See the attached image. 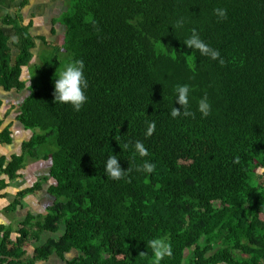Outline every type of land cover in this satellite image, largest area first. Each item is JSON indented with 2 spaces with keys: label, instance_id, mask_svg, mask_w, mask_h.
I'll return each instance as SVG.
<instances>
[{
  "label": "trees",
  "instance_id": "obj_1",
  "mask_svg": "<svg viewBox=\"0 0 264 264\" xmlns=\"http://www.w3.org/2000/svg\"><path fill=\"white\" fill-rule=\"evenodd\" d=\"M60 1L68 7L58 6L60 35L42 64L28 69L18 117L32 138L21 156L0 162L8 179L28 158L49 165L6 210L48 181L50 204L15 228L0 225V264L52 256L63 264H264V0ZM216 8L227 9V19ZM26 29L18 28L21 53L3 74L6 89L25 88L21 67L34 48ZM193 29L223 65L187 48ZM7 51L0 40V65ZM76 60L84 61L89 85L80 111L54 97L55 78ZM183 84L191 86L195 116L173 118ZM205 94L207 117L198 111ZM150 121L156 128L148 135ZM113 154L129 169L121 180L105 171ZM145 161L155 165L152 173L142 170ZM6 185L0 178V189ZM45 234L55 237L42 244ZM154 240L171 255L157 258Z\"/></svg>",
  "mask_w": 264,
  "mask_h": 264
},
{
  "label": "crops",
  "instance_id": "obj_2",
  "mask_svg": "<svg viewBox=\"0 0 264 264\" xmlns=\"http://www.w3.org/2000/svg\"><path fill=\"white\" fill-rule=\"evenodd\" d=\"M59 5L57 0H0V40H4L8 48L6 59L9 60L6 65H0V162H3L4 166H7L13 157L21 156L23 145L32 138V131L24 129L18 117L21 106L29 95L27 89L31 84L28 69L30 70L38 61L41 49L56 45L57 37L60 35L56 34L57 13L54 14L55 7L57 6L58 11ZM20 27L27 28L30 38L34 40V48L31 50L33 59L29 65L21 67L20 80L25 83V88L6 89L3 85V74L15 68L21 53L20 36L17 32ZM1 69H3L2 72ZM45 165H48V162L41 159L32 162L31 158H28L25 162L26 167L18 172L17 177L8 179L4 174L1 175L0 178L5 180L7 185L0 189V225L10 226L6 222L8 214L13 212L20 215L25 209L26 202L31 203L33 198L40 200V195L36 196L39 193L37 192L25 197L16 211L6 210L15 200L18 192L33 187L46 176ZM49 183L50 181L46 182L43 188L45 189ZM44 189L40 192L46 197ZM45 208H43V213ZM29 213L34 215L36 212L28 210L25 216Z\"/></svg>",
  "mask_w": 264,
  "mask_h": 264
},
{
  "label": "clouds",
  "instance_id": "obj_3",
  "mask_svg": "<svg viewBox=\"0 0 264 264\" xmlns=\"http://www.w3.org/2000/svg\"><path fill=\"white\" fill-rule=\"evenodd\" d=\"M214 12L220 20L227 19V9L216 8ZM183 24V19L178 20L174 26V29L182 28ZM183 43L191 50H198L202 56L209 57L212 60H219L220 64L222 65L225 63L223 58H221L220 52L206 43L195 29L192 30L191 36ZM88 86V80L85 75V63L83 60H76L70 63L65 70L60 72L58 78H55V102L70 104L76 111H80L88 101V96L86 95ZM191 91V86L188 84L176 86L175 104H178L180 107L177 108L174 106L172 108L170 112L171 117L176 118L181 115L184 117L195 116V113L190 110ZM198 111L204 117L209 116L212 112V104L210 103L206 94L198 102ZM155 128V122L150 121L147 126V134L151 135L155 131ZM135 148L141 156L147 155V149L141 142L137 141ZM120 161L121 160L119 159L118 154L110 155L106 161L105 171L108 176L114 180L123 179L129 171V169L125 171L122 168ZM142 170L147 173H152L155 170V165L151 162L145 161L142 166ZM151 244L155 249V255L157 258H161L165 254L171 255V249L164 246L160 241L154 240L151 242Z\"/></svg>",
  "mask_w": 264,
  "mask_h": 264
},
{
  "label": "rangeland",
  "instance_id": "obj_4",
  "mask_svg": "<svg viewBox=\"0 0 264 264\" xmlns=\"http://www.w3.org/2000/svg\"><path fill=\"white\" fill-rule=\"evenodd\" d=\"M57 1H60V0H57ZM63 6L66 7V5L61 2L60 5H59V8L60 7H63ZM66 8H68V7H66ZM56 13L58 14L57 6L55 7V13L54 14L56 15ZM51 52H53L52 46L51 47L48 46L47 48H42L41 49V52H40V54H39V56L37 58L38 61H39V64H42L41 63V60H42L43 56L44 55H50ZM34 71H35V69H32L31 70V72H33V73H34ZM31 160H32V162L34 161V159H32V158H31ZM44 164H46V163H44ZM45 166H46V168H48L49 165H45ZM44 170L46 171L47 169L44 168ZM36 196H39L40 200H37V199L33 198V200H35L36 202H34L33 200H31V203L26 202L25 203V209H24V211H22L20 213V215H19V213L15 214L13 212L10 213V214H8V221H6V222L9 225H11L13 228H15L17 226V223H19V221H22L25 218V212L28 211V210H30V211H32L34 213L36 212L34 214L36 216L45 214V212L43 213V208H45L47 205L50 204V200H49V198H47L44 195H42L41 192L37 193ZM38 201H40V202L38 203ZM50 237H55V236H53L52 234H47V235L45 234V235H43L42 238H41L40 243H42V244L45 243L46 240L48 238H50ZM35 246H36V243L34 241L31 242V247L29 248V253L30 254H32V252L34 251V247ZM75 256H76V254L75 253H72V254L68 255L67 258L70 259V258H73ZM38 264H63V262H61L60 259L56 258L55 256H52L47 262H45V263L40 262Z\"/></svg>",
  "mask_w": 264,
  "mask_h": 264
}]
</instances>
